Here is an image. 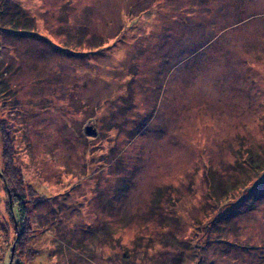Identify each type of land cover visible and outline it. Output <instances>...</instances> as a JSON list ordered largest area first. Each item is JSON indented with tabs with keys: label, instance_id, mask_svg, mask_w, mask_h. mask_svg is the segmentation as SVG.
<instances>
[{
	"label": "rangeland",
	"instance_id": "1",
	"mask_svg": "<svg viewBox=\"0 0 264 264\" xmlns=\"http://www.w3.org/2000/svg\"><path fill=\"white\" fill-rule=\"evenodd\" d=\"M0 84V264H264V0H0Z\"/></svg>",
	"mask_w": 264,
	"mask_h": 264
},
{
	"label": "trees",
	"instance_id": "2",
	"mask_svg": "<svg viewBox=\"0 0 264 264\" xmlns=\"http://www.w3.org/2000/svg\"><path fill=\"white\" fill-rule=\"evenodd\" d=\"M13 21V20H12ZM6 90L5 89H3L2 88V86H1V84H0V92L2 93H4ZM4 175H6V174H4ZM4 179H5V181H7V179H6V177H4ZM19 199V200H18ZM16 198L15 200H16V202H17V207H16V210H15V208H13L12 210H13V213H15V211L17 212V214H18V219H19V221L21 222V220H23V218H24V210H25V208H24V205H23V203L21 202V199L20 198Z\"/></svg>",
	"mask_w": 264,
	"mask_h": 264
},
{
	"label": "water",
	"instance_id": "3",
	"mask_svg": "<svg viewBox=\"0 0 264 264\" xmlns=\"http://www.w3.org/2000/svg\"><path fill=\"white\" fill-rule=\"evenodd\" d=\"M84 130L86 133H94L95 132V128L90 126V125H86Z\"/></svg>",
	"mask_w": 264,
	"mask_h": 264
}]
</instances>
